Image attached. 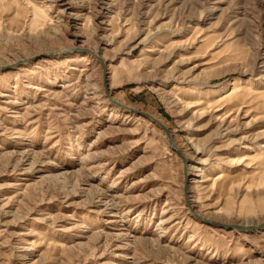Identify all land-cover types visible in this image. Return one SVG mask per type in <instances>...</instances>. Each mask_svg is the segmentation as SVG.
Returning a JSON list of instances; mask_svg holds the SVG:
<instances>
[{
    "label": "rangeland",
    "instance_id": "374dc122",
    "mask_svg": "<svg viewBox=\"0 0 264 264\" xmlns=\"http://www.w3.org/2000/svg\"><path fill=\"white\" fill-rule=\"evenodd\" d=\"M72 4L0 0V264H264V0Z\"/></svg>",
    "mask_w": 264,
    "mask_h": 264
},
{
    "label": "bare ground",
    "instance_id": "6f19581e",
    "mask_svg": "<svg viewBox=\"0 0 264 264\" xmlns=\"http://www.w3.org/2000/svg\"><path fill=\"white\" fill-rule=\"evenodd\" d=\"M61 3L66 6L67 8H71L73 6L72 2L73 0H60ZM82 1V0H81ZM14 1H10V3H13ZM76 2V1H75ZM37 8V7H35ZM64 11V10H63ZM35 18H38V22L39 23H44L47 21V18L45 15H39L38 12L35 11V13H33V19L32 21L35 19ZM36 21V19H35ZM151 36V35H150ZM149 40V39H148ZM174 45H176L175 43H179L178 41H173ZM83 47L84 49H86L88 52L89 55L93 56L96 58L97 62L99 63L100 67L102 68L103 72H104V77L105 75L107 76V58L105 56H103L102 54H100L98 52V50H94L92 48H86L85 46H81ZM102 55V56H101ZM61 63V62H60ZM106 82V81H105ZM67 84V83H66ZM69 84V83H68ZM66 87V86H65ZM39 88V87H38ZM111 87L107 88L106 86V90L108 91L107 93L110 94L111 92ZM234 94L235 95L237 94V97L238 96H245L246 99L248 100V102L252 101V100H256V99H260L261 97H264V91L259 89V88H252L250 87V84H247V85H243L241 86L240 84H236V86L233 88L231 94ZM111 95V94H110ZM233 96V95H232ZM240 98V97H238ZM242 98V97H241ZM241 100V99H240ZM239 100V102H240ZM117 102V101H116ZM245 102V101H244ZM123 103V102H121ZM235 103H237L238 105V102L236 101ZM246 104V103H245ZM231 118V117H230ZM158 121V120H157ZM159 122V121H158ZM163 129L164 131L166 132L168 138L170 141H172L174 144V140H173V137H172V134L170 133V131L167 129L166 126H163ZM176 145V144H175ZM177 146V145H176ZM264 146V144L262 145ZM178 147V146H177ZM261 148H264V147H261ZM175 151V150H174ZM181 151V150H180ZM182 152V151H181ZM184 161L185 163L187 162V158L184 156ZM189 170L192 171L193 170V166L192 165H189ZM188 189V188H187ZM194 201V199H192V202ZM189 204H190V201H189ZM190 206L192 207V205L190 204ZM249 223L248 222H245L243 225H248ZM252 226V225H251Z\"/></svg>",
    "mask_w": 264,
    "mask_h": 264
},
{
    "label": "water",
    "instance_id": "95a60500",
    "mask_svg": "<svg viewBox=\"0 0 264 264\" xmlns=\"http://www.w3.org/2000/svg\"><path fill=\"white\" fill-rule=\"evenodd\" d=\"M154 120H156L155 118H153ZM171 147L173 148V150H175L179 155L183 156L180 149L171 141ZM184 159V157H183ZM232 228H235V229H242V230H246L247 228L245 227H242V226H239V225H232L230 226Z\"/></svg>",
    "mask_w": 264,
    "mask_h": 264
}]
</instances>
